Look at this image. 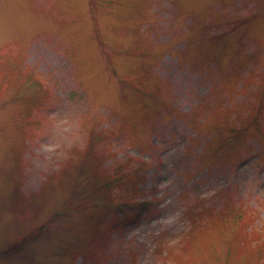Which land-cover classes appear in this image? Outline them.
Wrapping results in <instances>:
<instances>
[{
  "label": "rangeland",
  "instance_id": "rangeland-1",
  "mask_svg": "<svg viewBox=\"0 0 264 264\" xmlns=\"http://www.w3.org/2000/svg\"><path fill=\"white\" fill-rule=\"evenodd\" d=\"M0 264H264V0H0Z\"/></svg>",
  "mask_w": 264,
  "mask_h": 264
}]
</instances>
